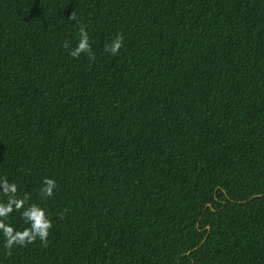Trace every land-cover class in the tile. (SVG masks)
<instances>
[{
    "label": "trees",
    "instance_id": "1",
    "mask_svg": "<svg viewBox=\"0 0 264 264\" xmlns=\"http://www.w3.org/2000/svg\"><path fill=\"white\" fill-rule=\"evenodd\" d=\"M5 175L53 228L0 264H264V0H0Z\"/></svg>",
    "mask_w": 264,
    "mask_h": 264
},
{
    "label": "clouds",
    "instance_id": "2",
    "mask_svg": "<svg viewBox=\"0 0 264 264\" xmlns=\"http://www.w3.org/2000/svg\"><path fill=\"white\" fill-rule=\"evenodd\" d=\"M70 19L76 20L73 12ZM79 39L74 48L69 42H65L63 47L69 49V54L73 58H79L81 54L87 55L89 61L95 60V53L92 50L90 35L87 25H81L78 32ZM124 34L118 32L110 43L105 45V52L110 55H117L124 46ZM39 195L43 200L52 198L58 187L54 178L44 177ZM65 209L64 212H67ZM14 212H19L27 227L18 230L11 222L10 217ZM61 217L63 214H60ZM53 228V222L49 218L47 209L39 203L31 202V195L27 192L19 193V186L15 180L9 181L5 175L0 177V234L4 237V248L7 254L11 255V250L16 247H26L39 240L43 247L48 246V237Z\"/></svg>",
    "mask_w": 264,
    "mask_h": 264
}]
</instances>
